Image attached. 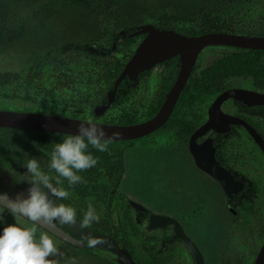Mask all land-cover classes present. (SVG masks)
Segmentation results:
<instances>
[{"label":"flooded vegetation","instance_id":"obj_1","mask_svg":"<svg viewBox=\"0 0 264 264\" xmlns=\"http://www.w3.org/2000/svg\"><path fill=\"white\" fill-rule=\"evenodd\" d=\"M137 26H135V30ZM132 32L127 33L125 31L121 36L135 37L129 36ZM141 37L142 40L145 34ZM122 40L123 38L120 39V41ZM101 46L96 45L95 48L99 50ZM115 47L116 44L113 43V49ZM106 51L108 50L106 49ZM100 52L106 54L103 49H100ZM230 53L232 51L224 53L214 62L204 66L199 63L197 57L194 67L197 66L199 68L197 71L200 73ZM177 57L179 63L175 62ZM171 63H175L179 71V56L156 66L165 65L164 75H166ZM74 66L77 70L74 69ZM68 67L72 68L74 72L71 82L54 80L53 85L47 88L40 84L45 90L39 91V95L35 97V102L30 101L35 103V109L24 108L17 111L45 113L85 120L93 117L92 121L101 122L96 119L102 117L115 101L99 115L96 114L95 109L107 102L96 105L93 108L94 115L89 113L88 108H85L86 116H80L76 113L81 105H86V102L79 100V98H76V101H71V111L68 114L48 110L47 103H51L54 94L59 89L58 87L71 91L74 89L82 91L80 96L87 92V86L82 77L87 75L88 69L73 64ZM150 71L143 72L150 73ZM68 72L70 74V71ZM140 74L137 80L143 81L147 74L143 76ZM131 82L136 85V81ZM53 86L54 92L51 91ZM230 90L264 94V86L255 85L251 78L228 76L224 79L222 90L219 93L208 95L203 103L194 106L192 110L180 113L183 125L188 124L189 126L187 135L185 128L162 130L173 133V139L178 149H181L178 174L167 178L169 186L166 188L165 207L154 209L142 201L133 200L120 191L121 182L117 192L100 194L98 202L95 201V197H93V201L87 199V206L92 203L100 216L103 217V220H100L103 225L102 228L88 227L113 237L119 247L125 248L129 252L135 264H199V260L202 264H254L260 253L264 256V145L262 146L255 138V136L260 137L264 142V102H252L254 97L250 94L246 95L245 99L231 95L221 102L218 111H215L211 118L209 111L211 105L218 96ZM210 118L211 125L209 128L195 138L196 156H194L190 150L191 135ZM160 128L156 131H160ZM33 156L38 162L43 161V155L34 154ZM170 169L169 163L168 170L170 171ZM20 176H27V174L20 173L17 175L18 186L27 195L25 189L20 185ZM171 183L177 184L178 198L174 203L170 194L173 189L170 186ZM0 192L9 195L6 192ZM13 198L15 199V197ZM68 200H72V198L69 197ZM132 202L141 205L142 208L132 205ZM86 209L87 207L82 208V213ZM153 215H161L166 218L160 221L152 218ZM107 230H110V233ZM61 241L68 243L64 240ZM191 244L194 246L193 249ZM81 248H87V242ZM87 250V255L83 256L90 258V264H121L117 254L110 250L100 247L87 248ZM97 250L105 251L109 256L97 255L95 253ZM66 256L68 257L67 260L62 261L61 259L60 262H69L71 257Z\"/></svg>","mask_w":264,"mask_h":264},{"label":"trees","instance_id":"obj_2","mask_svg":"<svg viewBox=\"0 0 264 264\" xmlns=\"http://www.w3.org/2000/svg\"><path fill=\"white\" fill-rule=\"evenodd\" d=\"M39 1L0 0V45L18 41L24 35V26L12 27L21 9L33 10V15L42 19L40 25L44 26V22L47 23L53 18L61 7L94 12L103 8L107 9L117 2V0H53L51 6L47 8L46 14L41 15L34 10ZM155 25L170 29H175L174 25H180L181 28L176 30L186 35H200L211 31L264 35V0H189L182 8L160 17ZM135 26L137 25L125 26L124 30L130 33L135 30ZM104 34L112 38L113 42L109 43L107 47L101 46L99 50L95 48L96 44L91 40H83L77 44V46L85 45L95 54L89 58L86 65L87 75L82 77L85 80L87 92L79 98L86 102V105H81L76 111L80 116L87 115L85 108H88L89 113L94 115L93 108L107 102L108 91L112 89L114 80L131 57L138 38L143 36V34L135 37L125 35L121 36L122 41L117 42L115 38L117 33L112 36L110 33ZM113 43L116 44L115 49H113ZM100 49H103L106 54L101 53ZM112 51L121 53L123 58L111 56L110 52ZM175 59V62L179 63V58ZM57 65L60 70L57 71L54 80L71 82L74 72L68 66L72 63L69 60H62ZM197 69H199L197 66L194 67L172 114L160 131L185 128L187 135L189 126L188 124L183 125L180 113L192 110L194 106L203 103L208 95L219 93L222 90L224 79L228 76H246L251 78L255 85L264 86V50L232 48V53L224 55L213 66L203 69L200 73ZM177 71L176 64L171 63L168 73L162 75L156 90L150 97L144 96L143 89H139L133 82L125 79L118 88L115 103L103 115L115 110V113L110 115L115 119H109L106 122L134 124L154 116L161 106L166 92L174 83ZM145 74L148 73L143 72L140 76ZM37 76L39 77L40 73L35 70L26 76L11 70L0 71V96L7 99L35 102L39 91L45 90L38 82L42 80L41 76L39 79ZM51 91L54 92V86ZM67 136L62 133L0 127V191L13 197L20 194L26 195L18 186L17 179L18 174H27L24 164L29 159H36L34 154H41L44 158L39 163L42 169L48 171L47 165L55 143L62 142ZM128 142L130 141L111 142L109 151L103 153L89 149L94 156L99 158L98 165L78 173L83 177V182L68 189L69 197L72 200L60 201L76 209L77 220L81 222L83 220L82 208L87 207V199L93 201V197H95V201L98 202L100 194L118 191L125 171L124 149L120 145ZM50 174L55 176L54 172ZM64 186L67 187V181H64ZM100 220H103V217ZM89 226L96 229L103 227L101 221ZM107 232L110 233V230ZM65 244L80 255H87L89 247L81 248L70 243ZM66 258L68 257L64 256L62 261H66Z\"/></svg>","mask_w":264,"mask_h":264},{"label":"rangeland","instance_id":"obj_3","mask_svg":"<svg viewBox=\"0 0 264 264\" xmlns=\"http://www.w3.org/2000/svg\"><path fill=\"white\" fill-rule=\"evenodd\" d=\"M187 1L189 0H117L107 9L103 8L94 12L61 7L53 18L47 23L44 22V26L40 25L42 19L33 15V10L21 9L12 27L24 26L25 33L18 41L0 45V71L11 70L26 76L35 70L40 73L41 84L47 88L54 83V77L60 70L57 65L60 61L69 60L73 65L87 67L89 58L95 54L85 45L77 46L78 43L83 42V40H91L96 45L107 47L113 41L104 33H110L111 36L117 33L116 39L119 42L122 38L121 35L125 33V26L131 24L139 26L144 23L155 25L160 17L173 13L175 9L182 8ZM52 2L53 0H40L35 5L34 10L38 14L44 15ZM173 28L176 30L181 26L174 25ZM107 30L110 32H104ZM140 40L139 37L137 41ZM231 51L232 48L228 46L206 47L201 51L198 61L204 66ZM110 54L120 59L123 58L121 53L115 51ZM74 69L77 70L76 67ZM165 71V65L156 66L143 78V81L137 80L135 86L143 89L144 96L150 97L156 90L159 79L165 74ZM40 76L37 78L39 79ZM38 82L40 83V80ZM58 88L51 103L45 101L48 102V110L68 114L71 111V101L80 98L82 91ZM21 94L23 95V92ZM24 108L35 109V103L0 96V109L21 110ZM114 113L115 110L110 111L96 120L106 122L109 119H115L110 117ZM120 146L124 149L125 161V173L120 184V191L133 200L142 201L154 209L163 208L167 194L166 188L169 186L167 178L178 174L181 158V149H178L173 139V133L156 131L146 137L130 140L127 144ZM169 163L171 165L170 171L168 170ZM170 186L173 188L170 194L174 203L178 198L177 184L171 183ZM3 217L4 222L0 224V229L8 224L16 223L27 227L35 226L38 232H46L52 237L60 248L62 257L66 255L71 257L70 261L65 263L60 262L62 257L59 258V264H90V258L80 255L38 225H32L23 217L14 218L7 211L3 213ZM95 253L109 256L105 251L97 250Z\"/></svg>","mask_w":264,"mask_h":264},{"label":"water","instance_id":"obj_4","mask_svg":"<svg viewBox=\"0 0 264 264\" xmlns=\"http://www.w3.org/2000/svg\"><path fill=\"white\" fill-rule=\"evenodd\" d=\"M139 34H145V37L138 43L133 54L115 79L112 89L108 91L107 103L95 109L97 115L103 113V111L115 101L117 88L123 80L128 79L130 81H137L141 72L149 71L157 64L167 61L175 56L180 57V67L174 83L165 95L164 101L156 114L151 118L134 124H114L93 121L104 127L109 134H111L112 131L121 132V136L114 141L138 139L155 132L164 125L172 113L179 95L191 75L198 54L206 47L228 46L250 50H264V35H250L227 31H211L200 35H186L174 29L157 27L152 23H144L137 26L136 30L129 34V36H136ZM248 94L253 95L254 101L252 102H264V94H251V92L244 90H230L218 96L211 105L209 110L211 118L213 113L218 111L221 102L228 96L233 95L237 98L245 99L244 97ZM211 118L191 135L190 150L194 156H196L194 150L195 138L198 135L203 134L205 130L209 128L211 125ZM82 121H85V119L37 112L0 109V127L44 130L69 135L77 133L78 125ZM255 138L262 144V146L264 145V142L260 137L255 136ZM23 177L24 176H20V185L27 193L30 184ZM4 194L5 193L0 192V196H3ZM7 196L9 199H14L9 195ZM132 205L142 208L141 205L135 202H132ZM152 218L162 221L166 217L153 215ZM38 226L55 237L79 247L86 245V237L91 234L99 241L96 247L107 249L117 254L119 263L135 264L131 259L129 252L125 248L119 247L113 237L89 227L82 228L81 222L79 221L69 225L57 224L55 226ZM192 247L194 248L191 244V248ZM199 264H202L200 263V260ZM254 264H264V256L262 253H260Z\"/></svg>","mask_w":264,"mask_h":264},{"label":"clouds","instance_id":"obj_5","mask_svg":"<svg viewBox=\"0 0 264 264\" xmlns=\"http://www.w3.org/2000/svg\"><path fill=\"white\" fill-rule=\"evenodd\" d=\"M120 136L121 132L112 131L109 134L89 118L79 123L76 134H69L62 142L55 143L50 153L48 171L42 169L37 159H29L24 164L27 176L23 177L30 184L27 195L20 194L15 199H9L7 194L0 196V224L4 222L5 211L14 218H26L32 225L77 223L76 209L59 201L68 200V189L83 182V177L78 173L98 165L99 158L89 149L107 152L110 143ZM64 181H67V187ZM100 219L96 207L89 203L83 213L81 227L99 223ZM86 239L89 248L99 243L91 234ZM62 255L54 239L46 232H38L35 226L12 223L0 229V264H59Z\"/></svg>","mask_w":264,"mask_h":264}]
</instances>
